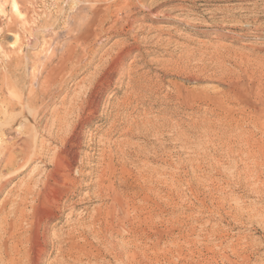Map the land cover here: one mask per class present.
Masks as SVG:
<instances>
[{
  "label": "rangeland",
  "instance_id": "374dc122",
  "mask_svg": "<svg viewBox=\"0 0 264 264\" xmlns=\"http://www.w3.org/2000/svg\"><path fill=\"white\" fill-rule=\"evenodd\" d=\"M12 1L0 154L32 140L10 95L43 136L24 172L0 155V264H264V0Z\"/></svg>",
  "mask_w": 264,
  "mask_h": 264
},
{
  "label": "bare ground",
  "instance_id": "6f19581e",
  "mask_svg": "<svg viewBox=\"0 0 264 264\" xmlns=\"http://www.w3.org/2000/svg\"><path fill=\"white\" fill-rule=\"evenodd\" d=\"M55 1V0H54ZM62 1V0H61ZM80 1V0H79ZM90 1V0H89ZM96 2L95 3H98L99 2V4L101 3V1H104V0H95ZM107 1V0H106ZM112 1V0H111ZM78 2V1H77ZM81 2V1H80ZM83 2V1H82ZM81 2V3H82ZM114 2H116V1H114ZM122 2V1H121ZM80 3V4H81ZM113 3V2H112ZM111 3V4H112ZM117 3H119V2H117ZM116 3V4H117ZM102 4V3H101ZM126 5V4H128V0H124L123 1V5ZM88 5V4H87ZM92 5V4H91ZM107 5V4H106ZM119 5L121 6L122 4L121 3H119ZM122 5V6H123ZM137 5V4H136ZM69 6V5H68ZM85 6V5H84ZM112 6V5H111ZM120 6H118L119 8H120ZM121 6V9H124V7H122ZM134 6V5H133ZM108 7V6H107ZM95 8V9H92V11H91V15H92V20H91V22L89 23V24H86V26H85V32L83 33V34H80V35H78L77 36V39H76V41L78 42V44L80 43L81 45H79V46H84L85 44H88L89 43V41H90V39H91V37H92V30L95 28V27H102V26H104V23L106 22V20H107V18L108 17H110L109 16V13L111 12V10H110V8ZM114 7V6H113ZM115 7H116V5H115ZM138 7V6H137ZM117 8V7H116ZM136 8V7H135ZM12 9H13V11L14 12H16V13H19V6H18V3L15 1V0H13L12 1ZM112 9H114L115 10V8H112ZM126 9V8H125ZM141 9V8H140ZM113 10V11H114ZM117 10H119V9H117ZM116 10V11H117ZM129 10V9H128ZM127 10V11H128ZM90 11V10H89ZM116 11H114L113 13H115ZM125 11V10H124ZM29 12V11H28ZM36 12V11H35ZM118 12V11H117ZM116 12V13H117ZM120 12V11H119ZM2 13V12H1ZM54 13V12H53ZM73 13V12H72ZM89 14V13H88ZM16 15V14H15ZM21 16V15H20ZM88 17V16H87ZM118 17V16H117ZM117 17H115V18H117ZM112 18H114L113 16H112ZM114 18V19H115ZM46 19V18H45ZM88 19H90L89 17H88ZM86 20V19H85ZM84 20V21H85ZM110 20V19H109ZM113 20V19H112ZM22 21V20H21ZM47 21V20H46ZM83 21V20H82ZM87 22H89V21H87ZM118 22V21H117ZM120 22V21H119ZM118 22V23H119ZM37 23V22H36ZM123 23V22H122ZM11 25V24H10ZM110 25V24H109ZM113 25H117L116 23H113ZM66 27V26H65ZM81 27H82V25H81ZM92 27H94L93 29H92ZM110 27V26H109ZM115 27V26H114ZM83 28V27H82ZM101 29V28H100ZM116 29V28H115ZM11 30V29H10ZM70 30V29H69ZM99 30V29H98ZM102 30V29H101ZM106 30V29H105ZM110 30H112V29H110ZM83 31V30H82ZM93 31H95V30H93ZM104 31V30H103ZM113 31V30H112ZM108 32H110L109 30H108ZM58 33V32H57ZM98 33V32H97ZM103 33V32H102ZM105 33H107V32H104V34ZM95 35H96V33H95ZM94 35V36H95ZM96 37V36H95ZM103 37V36H102ZM101 37V38H102ZM14 39L15 40H13L14 42L12 43L13 45L14 44H16V43H18L19 42V39H18V36H16L15 37V35H14ZM94 39V38H93ZM98 39V38H97ZM96 39V40H97ZM18 41V42H17ZM100 41V40H99ZM91 42V41H90ZM82 43H85L84 45L82 44ZM93 43V42H92ZM75 44V43H74ZM128 44V43H127ZM76 45V44H75ZM12 46V45H11ZM18 46V45H17ZM16 46V47H17ZM72 46V45H71ZM77 46V45H76ZM89 46H91V45H89ZM85 47V46H84ZM87 47V46H86ZM9 49V48H8ZM13 50H14V48H12ZM18 49H20L19 48V46H18ZM17 49V53H18V50ZM81 49V48H80ZM124 49V48H123ZM12 50V51H13ZM77 50V49H76ZM88 51H89V49H87ZM92 50V49H91ZM122 50V49H121ZM69 51V50H68ZM82 51V50H81ZM85 51H86V49H85ZM15 52V51H14ZM13 52V53H14ZM21 52V51H20ZM13 53H12V55H13ZM16 53V54H17ZM66 53H67V51H66ZM82 53H83V51H82ZM85 54V53H84ZM127 54V53H126ZM64 55H66V54H64ZM72 55V53H70L69 55H68V57H70ZM74 55V54H73ZM81 56V55H80ZM84 56V55H83ZM74 57V56H73ZM53 58V57H52ZM79 58H82V57H79ZM86 58H87V56H86ZM83 59V58H82ZM81 59V60H82ZM78 60V59H77ZM123 60V59H122ZM78 64V63H77ZM76 64V65H77ZM92 64V63H91ZM75 66V65H74ZM112 66V65H111ZM73 68V67H72ZM71 68V69H72ZM97 70V69H96ZM98 70H99V68H98ZM111 70V69H110ZM70 71V70H69ZM47 72H48V70H47ZM51 72V71H50ZM98 73V72H97ZM65 75V74H64ZM93 77V76H92ZM6 78V77H5ZM4 78V79H5ZM12 78V77H11ZM91 79V78H90ZM5 81H6V79H5ZM45 81V80H44ZM44 81H43V83H44ZM52 81V80H51ZM47 82V81H46ZM7 83V82H6ZM9 83H11V82H8V84ZM36 83V82H35ZM47 83H51V82H47ZM87 83H89V82H87ZM91 83V82H90ZM45 84V83H44ZM97 84V83H96ZM13 85V84H12ZM12 85H11V88H12ZM90 85V84H89ZM101 85V84H100ZM135 85V84H134ZM45 86V85H44ZM133 86V85H132ZM260 87V86H259ZM45 88V87H44ZM2 89V88H1ZM3 90H7L6 89V86L3 84ZM13 90H15V89H13ZM47 90V89H46ZM25 91V90H24ZM45 91V90H44ZM49 91H50V89H49ZM6 92V91H5ZM9 93V92H8ZM13 93V92H12ZM11 93V94H12ZM17 93V92H16ZM21 93V92H20ZM19 93V94H20ZM23 93V92H22ZM46 94H47V92H45ZM24 94V93H23ZM10 95V94H9ZM8 96V95H7ZM11 97L9 98V104H8V106L9 107H6V109L5 110H3L2 109V111H1V113L3 114V115H5V116H7V120L9 121V124L12 126V128H14L15 127V125L17 124L18 125V121L22 118L23 119V121L25 120V122H31V127H29V128H31V134H32V136H31V138H32V142L31 141H29L28 139H26V140H21V142L19 143V145H18V147H17V150L18 151H15V150H13V147L12 148H10V149H7V150H3V152L1 153L2 154V159H1V161L4 163V166H5V168H7L9 171H17V172H24V170L26 169V167H28V164H30V162H31V160H32V158L34 157V156H36L37 154H39L38 153V150L37 149H35V147H36V141L38 140V138L39 137H42L43 135H42V133H41V128H42V125H41V121L40 122H36V119H37V117H39V115H40V111L41 110H39V109H36L35 108V110H33V108H31V106L29 105V103H25L24 101V98H23V96L22 95H19V96H15V97H12V95H10ZM50 96V95H49ZM46 97V96H45ZM26 98V97H25ZM33 98V97H32ZM28 99V98H27ZM34 99V98H33ZM13 100H15V102L17 101L18 102V104H17V106L16 105H14L12 102H14ZM43 100V99H42ZM92 105V104H91ZM11 106H16V108H18L19 109V113L17 114V116H14L12 113H10L11 111H10V109H12V107ZM88 106V105H87ZM38 107V106H37ZM41 108V107H40ZM81 108V107H80ZM10 111V112H9ZM92 113V112H91ZM15 114V113H14ZM90 114V113H89ZM94 115V114H93ZM57 118V117H56ZM43 118H41V120H42ZM62 119V118H61ZM68 119V118H67ZM69 120V119H68ZM21 121V120H20ZM54 121V120H53ZM22 122V121H21ZM45 122V121H44ZM48 123V122H47ZM53 123H55V122H53ZM65 124V123H64ZM53 125V124H52ZM3 128V126L0 124V130H1V132L2 131H4V129H2ZM11 129V128H10ZM15 129V128H14ZM44 130L45 131H48L49 132V130H51V126H49L48 124H46V125H44ZM44 130H42V131H44ZM6 131V130H5ZM74 131H76V130H74ZM30 133V132H29ZM3 135V134H2ZM26 136V135H25ZM45 136V135H44ZM48 136V135H47ZM65 136V135H64ZM1 138V137H0ZM23 138V137H22ZM67 141V140H66ZM42 142V141H41ZM71 142V141H70ZM9 144V143H8ZM15 144V143H14ZM6 145V144H5ZM40 145V144H39ZM1 146V145H0ZM51 146V145H50ZM11 147V146H10ZM44 150V149H43ZM42 150V151H43ZM41 151V152H42ZM59 152V151H58ZM0 154V155H1ZM55 157V156H54ZM56 158V157H55ZM33 160H35V158L33 159ZM44 160V159H43ZM58 161V163L56 164V165H58V166H60L61 165V160L60 159H58L57 160ZM63 161V160H62ZM19 163H21V165L19 164ZM63 163H65V161H63ZM67 163V162H66ZM65 163V164H66ZM69 164V163H68ZM20 165V166H19ZM62 166V165H61ZM63 167V166H62ZM69 167V166H68ZM109 168V167H108ZM56 169H57V167H56ZM58 169H59V167H58ZM63 169V168H62ZM61 169V170H62ZM60 170V169H59ZM62 171H64V170H62ZM67 171V170H66ZM65 171V172H66ZM98 171V170H97ZM105 173H106V171H105ZM16 174V173H15ZM52 174V173H51ZM61 174V173H60ZM53 175V174H52ZM55 175V174H54ZM53 175V176H54ZM77 175V174H76ZM102 175V174H101ZM105 175V174H104ZM52 176V177H53ZM76 177V176H75ZM78 177V176H77ZM85 177V176H84ZM5 178H7V177H4V178H0V184H2L3 183V181L5 180ZM57 178V177H56ZM70 180H72V179H70ZM69 180V181H70ZM53 181H54V179H53ZM56 181H57V179H56ZM62 181V180H61ZM105 181V180H104ZM73 182V181H72ZM103 182V181H102ZM69 183V182H68ZM75 183V182H74ZM73 183V184H74ZM105 182H103V184H104ZM54 184V183H53ZM70 184V183H69ZM73 184H71V185H73ZM60 185H62V184H60ZM59 185V186H60ZM74 185H76V184H74ZM54 186V185H53ZM57 186V185H56ZM64 186V185H63ZM65 186H66V184H65ZM68 187V186H67ZM101 187H103V186H101ZM48 188V187H47ZM61 189V188H60ZM102 189V188H101ZM106 190V189H105ZM51 191V190H50ZM108 192V191H107ZM106 191H105V193H107ZM110 192V191H109ZM108 194V193H107ZM113 194V193H112ZM117 194V193H116ZM47 197V196H46ZM50 197V196H49ZM53 198V197H52ZM47 199V198H46ZM51 200V199H50ZM53 200V199H52ZM47 203V202H46ZM52 202H50V204H51ZM45 205V207H44V209L46 208V207H48L49 205H48V203H47V205L48 206H46V204H43V206ZM61 205V204H60ZM42 206V207H43ZM51 206V205H50ZM49 209H50V207H48ZM57 208V207H56ZM43 209V208H42ZM60 209V208H59ZM53 212H54V210H53ZM110 212V211H109ZM53 218V217H52ZM6 222V221H5ZM43 224V223H42ZM1 228V227H0ZM40 234V233H39ZM45 235V234H44ZM38 236H40V235H38ZM37 236V237H38ZM71 237H73V236H71ZM37 240H38V238H37ZM63 241V240H62ZM37 242H39V241H37ZM48 244V243H47ZM40 246V245H39ZM36 247V246H35ZM40 247H38V249H39ZM41 249V248H40ZM39 249V250H40ZM42 251V250H41ZM3 252V251H2ZM31 253V252H30ZM75 253V252H74ZM6 256V255H5ZM33 258V257H32ZM79 258V257H78Z\"/></svg>",
  "mask_w": 264,
  "mask_h": 264
}]
</instances>
